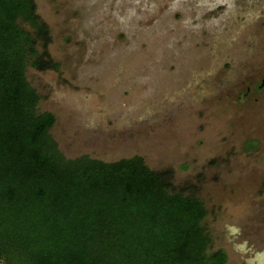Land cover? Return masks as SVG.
<instances>
[{
	"label": "rangeland",
	"instance_id": "374dc122",
	"mask_svg": "<svg viewBox=\"0 0 264 264\" xmlns=\"http://www.w3.org/2000/svg\"><path fill=\"white\" fill-rule=\"evenodd\" d=\"M34 2L27 80L63 156L142 157L204 203L208 253L264 264V0Z\"/></svg>",
	"mask_w": 264,
	"mask_h": 264
},
{
	"label": "trees",
	"instance_id": "16d2710c",
	"mask_svg": "<svg viewBox=\"0 0 264 264\" xmlns=\"http://www.w3.org/2000/svg\"><path fill=\"white\" fill-rule=\"evenodd\" d=\"M39 40L34 0H0V264H227L207 252L204 203L169 193L142 157L63 156L27 80L45 66Z\"/></svg>",
	"mask_w": 264,
	"mask_h": 264
}]
</instances>
